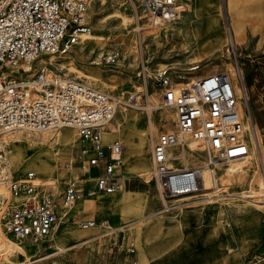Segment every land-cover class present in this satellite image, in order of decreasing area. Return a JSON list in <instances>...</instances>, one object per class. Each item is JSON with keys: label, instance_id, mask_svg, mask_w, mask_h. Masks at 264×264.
<instances>
[{"label": "rangeland", "instance_id": "374dc122", "mask_svg": "<svg viewBox=\"0 0 264 264\" xmlns=\"http://www.w3.org/2000/svg\"><path fill=\"white\" fill-rule=\"evenodd\" d=\"M258 1L264 3V0ZM188 2L176 21L175 29L165 35L163 24L156 27L157 30L150 29L146 18L137 19L122 0H91L87 18L89 30L100 36L95 40L86 39L78 45L72 44L64 54L45 57L46 60L51 56L60 58L57 63L48 65L53 70L51 73L69 78L79 74L77 79L122 99L132 91H142L143 103H160V108L147 113L126 103L117 107L125 106L128 113H136L140 123L136 131L127 120L118 130L112 119L111 130L106 132V142L117 140L121 143L119 176H124L123 185L111 194L100 191L87 193L96 170L89 168L85 160H80L76 131L71 130V146H65L60 136L62 131L70 129L68 127L13 133L8 143L14 174L23 175L33 170L39 180L52 181L59 202L69 181L77 183L82 192L75 203L65 209L66 216L61 218L60 215V224L55 225L49 235L39 239L15 237L6 229L1 214L0 264H264L263 183L254 178L260 172L264 174V19L237 25L230 10L234 0ZM117 10L126 15V26L120 24L119 17H106ZM212 18L219 19V28L224 34L226 29L233 32L236 45H228L229 51L225 47L219 51L202 50L205 58L199 60L201 39L199 41L196 37L194 28L205 32L203 22ZM246 27L253 34L241 37ZM79 50L84 53L81 58L74 53ZM116 50L119 51V59L106 62L105 54ZM67 53L72 57L64 58ZM70 60V66L75 69L73 73H69ZM96 60L99 64L94 63ZM233 61L236 67L242 68L248 90L247 101L257 128L253 151L245 160H232L218 166L217 179L224 169L230 171L229 180L220 186L221 192L230 194L229 198L215 200L219 192L210 188L206 190L214 193H210V200H190L188 207L180 213H162L158 211V192L148 172L149 116L169 114L170 129L167 131H175L173 109L162 104L160 94L175 85L177 80H185L178 74L190 78L213 71L229 72ZM192 65L198 67L189 71L187 68ZM163 68L168 69L166 85L155 78ZM78 69L85 73L78 72ZM96 70L100 72L101 79L90 81L86 73ZM164 123L161 119L157 124V134L166 130ZM138 132L144 137L143 144H140ZM258 147L263 155L261 166L255 163ZM177 149L186 154L188 165L203 163L200 150L192 151L198 158L196 161L189 156L187 149L179 146ZM17 153L21 154L22 161L15 165L12 156ZM131 172L141 174L127 178ZM0 196L10 198L3 187ZM2 198L0 211L3 210ZM253 198L261 199L262 203L256 204L258 200ZM97 201H108L107 209L98 207ZM83 219H92L96 224L84 228L80 225ZM157 222L161 228L151 234L149 229Z\"/></svg>", "mask_w": 264, "mask_h": 264}, {"label": "built area", "instance_id": "2783aa9c", "mask_svg": "<svg viewBox=\"0 0 264 264\" xmlns=\"http://www.w3.org/2000/svg\"><path fill=\"white\" fill-rule=\"evenodd\" d=\"M122 1L137 19L146 18L150 29L178 20L189 3L188 0ZM90 2L0 0V182L10 194L9 199L2 198V218L6 229L20 239L49 235L62 214L61 209L66 212L65 209L79 198L82 188L75 182H67L59 202L52 181L39 180L33 170L23 175L14 174L8 143L11 132L73 128L77 133L80 160L96 170L87 193L114 192L123 185V178L119 176L121 143L106 142L103 132L117 105L124 102L147 113L160 106V103H143L142 91H132L122 99L81 79L51 73L46 61L38 63L50 54H64L73 44L75 36L72 34L89 30ZM119 57L116 50L103 58L110 63ZM196 68L192 65L190 70ZM155 78L168 84V69L157 72ZM181 79L185 80L177 86L176 93L170 90L160 94L162 104L173 109L176 129L159 132L150 143L149 175L158 192V211L165 214L180 213L188 207L191 200L188 198L212 188L204 185V167L215 182L218 166L232 160H245L257 140L248 101L245 125L228 71H213L192 80ZM189 140L200 146L203 163L179 167L180 162L171 155V148L179 146L199 152L188 146ZM257 151L255 163L261 166L260 147ZM95 224L92 219L80 222L84 228Z\"/></svg>", "mask_w": 264, "mask_h": 264}, {"label": "bare ground", "instance_id": "6f19581e", "mask_svg": "<svg viewBox=\"0 0 264 264\" xmlns=\"http://www.w3.org/2000/svg\"><path fill=\"white\" fill-rule=\"evenodd\" d=\"M112 16L119 17L120 24L122 26H126V23H127V17H126V15L122 14L120 11L117 10V11H115L113 13H110V14L108 13V15L106 17H112ZM106 17H104V18H106ZM102 21H103V18H102ZM176 21H174V22H168V21L167 22H163V26H164L163 27L164 28L163 29V32L165 33V35L168 32H171V31H173L175 29V27H176ZM203 24H204L205 29H206L205 32L200 31L199 30L200 28L199 29L197 27L194 28L196 37L198 38V40L201 39V43H199L200 46H201V51H199V53H200L199 60H204V58H205L203 56L204 55V51H202V50L209 49V50L219 51V50H222L223 47H225V50L229 51L230 50V47H227L228 45H232V47H235L236 42H235V39H234L233 32L232 31H230V32L228 31L227 32V29H226L225 30L226 32L224 34V32H222V29L219 28V25H220L219 24V19H216V18L207 19V20H205L203 22ZM228 29H229V27H228ZM156 30H157V28H156ZM235 33H237V32L235 31ZM72 35L75 36L74 39H73L74 40L73 41V44H77V45L80 44V43H82V42H84L86 39L95 40V39H97V37L100 36V35L94 34L91 30L77 32V33L72 34ZM76 52H74V53H75V56L78 57V58H81L84 55V53L82 51H80V50L79 51H76ZM100 54L101 53H99L98 55H100ZM50 55H53V54H50ZM63 57L64 58H66V57L67 58H70L72 56L70 55V53H67ZM41 59L42 60L38 61V63L39 62H43V61L45 62L46 61V63H49V64H53L54 63L55 64V62L58 59H60V58H57V57H54L53 58L51 56V57L47 58L48 60H46L45 57H42ZM91 63H93V62H91ZM94 63L95 64H99V61L96 60V61H94ZM68 64H69V66L71 65V60L69 61ZM60 65H62V64H60ZM193 66L198 67V65H193ZM62 67H64V65H62ZM47 69H49L48 71L53 72V70L51 68H48L47 67ZM187 69L190 71L191 66H189ZM79 71L85 73L84 71L78 69V72ZM73 72H75V69H74V67L70 66L69 67V73H73ZM229 72H230V76L232 77V80H233V86H234V91H235V95H236V101H237V106H238L239 112H240L241 116L244 119V124L247 125V123H248V117H247L248 113H247V111H245V104H246V101H247V99L249 97H248L247 85H245L244 80L241 81V76H243V74H242V72H243L242 71V68L241 67H236L235 64H234V61H233V63H231V67L229 69ZM56 74H58V73H56ZM62 76H64V75H62ZM76 76L77 77H70V78H78L79 74H76ZM100 76L101 75H100V72L98 70H96V72H94V73H90V72H87L86 73V77H88V79H90V81L91 80L97 81L98 78L101 79ZM177 76L180 77V78L185 77L184 75H179V74ZM194 78H195L194 76H190L189 79L192 80ZM180 83H183V81L177 80V83L175 85H172L170 88L166 89L164 92L166 93L167 91L172 90L174 93H176V91H177V86L176 85L177 84H180ZM243 86H244L245 92L243 91ZM123 103L124 102H121L120 104H123ZM120 104H118L117 107ZM117 107H116L115 113L117 112V110H118V112L116 113V115L114 113V115H115V116L113 115L114 118L112 117L113 121L115 122V125L117 126L116 128L119 130L121 123L128 120L134 126V128L136 129V131H137V129L139 130V128H138V125L139 124L138 123H140V120H139L138 116L135 115L136 113L135 114L128 113L126 111L125 106H120L119 109H117ZM159 108H160V106H157L155 109H153L151 111H154V110L159 109ZM169 116L170 115L167 114V113H165V112L163 114H156V115H153V116L152 115L149 116L148 127H149V131H150V135H151V140L153 138H155V136L157 134V124L160 122L161 119H164V122L165 123L162 124V125L165 127V129L166 130H169L170 129L169 128V126H170ZM111 121H110V123L108 125V128H106L104 130V132H103V137H104L105 140L107 139L106 132L108 130H111V127H110ZM68 128H70V129H67L65 131H62L61 134H60L63 142L65 143V146H71L72 143H73V135L71 134L72 133L71 130H74V129L71 128V127H68ZM46 130H49V129H46ZM17 131H20V130H16L14 132H11L10 137H9V140H11L12 134L15 133V132H17ZM138 135H139L140 140H141L140 144H143L144 143V141H143L144 140L143 139L144 138L143 135H141L139 132H138ZM188 146L190 148H195L197 150H200V146L195 141H193V140H189L188 141ZM140 147L141 146H139L138 148L140 149ZM171 151H172V154L171 155L174 156V157L176 156L175 158L180 162L178 164L179 167H183L185 165H188L187 164V160H186L187 159L186 158V154L182 150L177 149V146H174V147L171 148ZM188 151H190V150H188ZM190 155L193 156L192 157L193 160L194 159L196 161L198 160L197 156L195 154H193L191 151L189 152V156ZM12 160H13V164H15V165L18 164V163H20L22 161L21 154L20 153H17V155H13L12 156ZM231 162L232 161H230L229 163H231ZM10 163H11V161H10ZM196 164H197V162H195V165ZM150 166H151V161H150V158H149V167ZM224 170H225L224 173H222L218 177V179H217V173L215 174L216 181L213 182L212 179H211V177H210V175H209V171L207 170V168L206 167L203 168V180H204L205 187L207 185V188L208 187H212L213 188L212 191L219 192V193L216 194L217 196L214 197L215 200L229 198V196H230L229 193H224V192H221V190H220V186L222 185V183H224L225 181L229 180V178L231 176L229 170H226V169H224ZM148 172H149V170H148ZM138 174H141V173L131 172V174H129L127 178L133 177V176L138 175ZM122 177H124V176H122ZM254 178H255V180L257 182H260V183H263L264 182V174L262 172H260L259 175H255ZM218 181H219V184H218ZM2 187L5 188L6 192L8 191L7 188L5 187V185L0 182V193H2ZM102 193L111 194L113 192H102ZM210 193L211 194H214L211 191L210 192L208 191V192L202 193L200 195L195 196L194 198H190L191 199V202L192 201L193 202H202L205 199L206 200H208V199L210 200L211 197H212V196H210L211 195ZM8 194H9V191H8ZM3 197H7V196H3ZM0 198H2V197L0 196ZM253 199L258 200L256 204L262 203L261 199H259V198H253ZM97 202H98L97 206L100 207L102 210L105 209L108 206V203H109L108 201H105V202H103V201H97ZM2 208H3V205H2ZM1 214H2V211H0V216H1ZM66 214H67V212H63L62 211L61 218L65 217ZM61 221L62 220L58 221L57 224H56V226H58ZM151 226L154 227V228L151 227V229H149V231L151 232V234L154 233V232H157V230L159 231L160 228H161V225L158 222L155 223L154 225L152 224ZM9 233H11V232L9 231ZM12 235H14V234H12Z\"/></svg>", "mask_w": 264, "mask_h": 264}, {"label": "crops", "instance_id": "0c3cea01", "mask_svg": "<svg viewBox=\"0 0 264 264\" xmlns=\"http://www.w3.org/2000/svg\"><path fill=\"white\" fill-rule=\"evenodd\" d=\"M263 4L258 0H234L233 6H231L230 9L232 14L231 18L233 21H237V25L249 20L264 19ZM251 34H253V32L246 27L244 33L241 34V37H248Z\"/></svg>", "mask_w": 264, "mask_h": 264}]
</instances>
